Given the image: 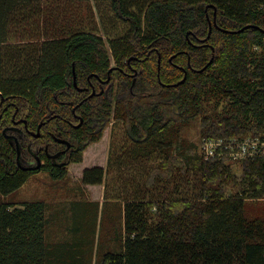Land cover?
<instances>
[{
  "label": "trees",
  "instance_id": "trees-1",
  "mask_svg": "<svg viewBox=\"0 0 264 264\" xmlns=\"http://www.w3.org/2000/svg\"><path fill=\"white\" fill-rule=\"evenodd\" d=\"M47 1L0 0V93L28 108L0 109V197L35 174L18 167L14 144L2 128L14 114L33 130L53 115L72 116L69 109L53 108L81 99L74 71L79 87H89L91 77L97 93V78L110 81L78 112L88 121L85 127L70 130L62 122L77 149L65 165L45 168L54 180L82 161L112 120L124 124L138 152L148 151L157 136L188 126L213 104L211 109H219L224 103L210 120L205 117L200 140L264 130V0H93L128 27L109 48L101 36L80 28L36 30L50 22ZM246 26L252 27L237 34L223 31ZM30 28L35 33L28 39ZM185 72V82L176 85ZM27 144L21 141L23 153ZM189 146L152 171L165 187L124 204L122 228L115 229L118 250L96 262L89 240H48L44 203L18 207L0 199V264H264V218L245 214L247 200L264 197V160L237 162L243 174L238 180L230 172L233 162H209ZM190 172L194 180L187 177ZM103 180L102 168L83 173L84 184Z\"/></svg>",
  "mask_w": 264,
  "mask_h": 264
},
{
  "label": "rangeland",
  "instance_id": "rangeland-1",
  "mask_svg": "<svg viewBox=\"0 0 264 264\" xmlns=\"http://www.w3.org/2000/svg\"><path fill=\"white\" fill-rule=\"evenodd\" d=\"M46 9H49L46 17L50 22H41L36 27V30L43 33H51L58 26L66 31L80 28L101 36L109 48L110 40H120L128 29L108 8L97 5L93 0L86 3L77 0H48ZM29 31L24 35H29L28 39H31V34L35 32H31L34 31L31 28ZM16 40L21 39L17 36ZM111 63V66H115L113 58ZM215 105H208L202 116L191 121L188 126L177 129V132L173 129L157 136L152 141L153 146L146 152H138V147L127 137L124 124L112 120L105 128L102 139L83 152L82 161L68 166L64 179L54 180L48 173L38 172L31 175L19 190L0 199L18 207L24 203H44L47 209L45 215L50 220L48 240L56 244L87 243L89 240L94 243L96 262L103 253L118 250L115 229L122 228L124 204L145 198L147 192L153 194L155 189L165 187V183L153 179L152 171L157 165L165 164L167 158L180 157L182 151L191 144L197 147V153L204 158L202 143L206 138L200 139L206 125L205 117L210 120L214 112L222 110L224 103L219 109H211ZM248 132H240L236 137H227L226 140L261 138L264 130L259 128ZM170 164L173 165V162L170 161ZM229 167L233 177L240 180L243 175L241 165L234 163ZM87 168L104 169L102 185L83 183V173ZM187 177L194 180L197 176L190 172ZM233 192L228 187L227 196H232ZM152 210V213L157 212L155 208ZM245 214L248 218H264V197L247 200Z\"/></svg>",
  "mask_w": 264,
  "mask_h": 264
},
{
  "label": "flooded vegetation",
  "instance_id": "flooded-vegetation-1",
  "mask_svg": "<svg viewBox=\"0 0 264 264\" xmlns=\"http://www.w3.org/2000/svg\"><path fill=\"white\" fill-rule=\"evenodd\" d=\"M97 77V76H93ZM98 79V88L100 92L97 93V88L90 82L91 77L88 78L89 87H79L77 82H74V88L81 93V99L69 100L64 102V105H58L53 109H69L72 116L62 117L60 114L51 116L47 120H43L34 130L29 128L27 121L23 118L16 119V114L13 115L12 122L2 128L1 133L14 144L17 157L16 163L18 167L27 172H46L45 168L61 167L67 163V160L71 154L77 149V143L72 138V132L67 131L65 134L63 130L65 127L62 126V122L66 126L78 129L85 127L86 118L80 113L81 109H85L84 104L89 98H93L95 95L104 92V86L110 81L108 79ZM0 109H28L22 108L15 103L13 98H8L0 93ZM47 109V108H45ZM0 115V119H1ZM59 124V127L50 128V124ZM61 129V130H60ZM21 141H28V150L26 149L23 153ZM18 149L20 155L18 156ZM38 169H32L38 167ZM53 166V167H50Z\"/></svg>",
  "mask_w": 264,
  "mask_h": 264
},
{
  "label": "built area",
  "instance_id": "built-area-1",
  "mask_svg": "<svg viewBox=\"0 0 264 264\" xmlns=\"http://www.w3.org/2000/svg\"><path fill=\"white\" fill-rule=\"evenodd\" d=\"M204 159L224 164L246 160H264V132L261 138L231 139L206 138L202 143Z\"/></svg>",
  "mask_w": 264,
  "mask_h": 264
},
{
  "label": "water",
  "instance_id": "water-1",
  "mask_svg": "<svg viewBox=\"0 0 264 264\" xmlns=\"http://www.w3.org/2000/svg\"><path fill=\"white\" fill-rule=\"evenodd\" d=\"M214 24L216 25V23L214 22ZM250 27H252V26H246V27H244L243 29H241L240 31H229V30H223L225 33H230V34H237V33H241V32H243V31H245V30H247V29H249ZM211 28H212V23H210V32H209V35H208V38L210 37V35H211ZM170 61H172V59L170 60ZM212 62V60L210 61V63ZM158 63H159V66H158V70H160V63H161V59H159V61H158ZM209 63V64H210ZM206 68V67H205ZM204 68V69H205ZM204 69H202L200 72H202ZM113 70V68L110 70V72ZM186 78H187V73L185 72V77L183 78V80L182 81H180L178 84H176V85H179V84H183L184 82H185V80H186ZM74 82L76 83V75H75V71H74ZM20 155V150L18 149V156ZM39 168V166L38 167H36V168H32L33 170L34 169H38Z\"/></svg>",
  "mask_w": 264,
  "mask_h": 264
},
{
  "label": "crops",
  "instance_id": "crops-1",
  "mask_svg": "<svg viewBox=\"0 0 264 264\" xmlns=\"http://www.w3.org/2000/svg\"><path fill=\"white\" fill-rule=\"evenodd\" d=\"M91 186V185H90ZM93 186V185H92Z\"/></svg>",
  "mask_w": 264,
  "mask_h": 264
}]
</instances>
